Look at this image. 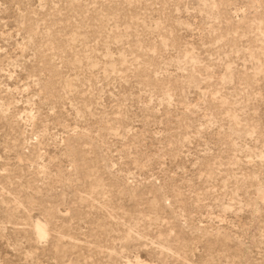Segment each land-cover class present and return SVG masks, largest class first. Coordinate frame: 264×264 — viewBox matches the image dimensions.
<instances>
[{
  "label": "rangeland",
  "instance_id": "obj_1",
  "mask_svg": "<svg viewBox=\"0 0 264 264\" xmlns=\"http://www.w3.org/2000/svg\"><path fill=\"white\" fill-rule=\"evenodd\" d=\"M0 264H264V0H0Z\"/></svg>",
  "mask_w": 264,
  "mask_h": 264
},
{
  "label": "bare ground",
  "instance_id": "obj_2",
  "mask_svg": "<svg viewBox=\"0 0 264 264\" xmlns=\"http://www.w3.org/2000/svg\"><path fill=\"white\" fill-rule=\"evenodd\" d=\"M38 227H39V229H38V231H39V232H38V233H39V235H43L42 228H41L40 226H38ZM38 227H37V228H38Z\"/></svg>",
  "mask_w": 264,
  "mask_h": 264
}]
</instances>
